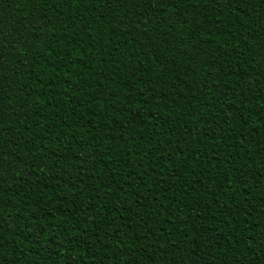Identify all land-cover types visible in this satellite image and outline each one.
<instances>
[{
  "label": "trees",
  "instance_id": "16d2710c",
  "mask_svg": "<svg viewBox=\"0 0 264 264\" xmlns=\"http://www.w3.org/2000/svg\"><path fill=\"white\" fill-rule=\"evenodd\" d=\"M0 264H264V0H0Z\"/></svg>",
  "mask_w": 264,
  "mask_h": 264
}]
</instances>
